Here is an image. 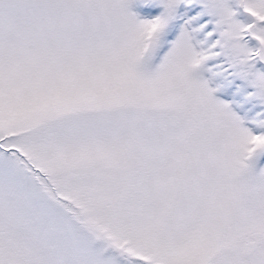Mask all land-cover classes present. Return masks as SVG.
<instances>
[{
	"label": "snow or ice",
	"instance_id": "6c2138e0",
	"mask_svg": "<svg viewBox=\"0 0 264 264\" xmlns=\"http://www.w3.org/2000/svg\"><path fill=\"white\" fill-rule=\"evenodd\" d=\"M0 264H264V0H0Z\"/></svg>",
	"mask_w": 264,
	"mask_h": 264
}]
</instances>
